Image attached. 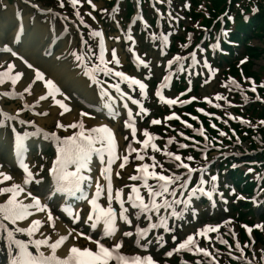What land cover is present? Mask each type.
Returning a JSON list of instances; mask_svg holds the SVG:
<instances>
[{"label":"rangeland","instance_id":"obj_1","mask_svg":"<svg viewBox=\"0 0 264 264\" xmlns=\"http://www.w3.org/2000/svg\"><path fill=\"white\" fill-rule=\"evenodd\" d=\"M34 1V3H38L40 1H42V3L45 2H54V5L52 4H48L46 3L48 6L46 7L47 9L52 10V12L46 10V12L44 13H39V15H42V18H48L51 20L50 25L52 27V30L54 33L60 32L61 28H56V27H62V31L65 32V36L61 35V41H66L67 40V33L71 32L72 33V37L68 36V44L69 41L71 42L73 39H75L76 41H78L79 46L77 47V45H73L74 49H75V53L76 55L79 56H83L84 61H85V65L87 66H92L93 64L91 63V60L96 62L98 65H101V60L99 59V54H98V49H97V45H95L94 43V35H91V33L95 32V30L99 29L100 27L102 28V26L104 27L106 36L108 37V41L111 44L114 45H118L120 44L121 41H124V44H122V48L126 49V61H124L125 63V67H127V65H131V64H135L134 62H132V60H130V54H129V49L132 47H135L136 45H138L137 49L139 54L141 55L142 61L144 62H148V66L147 68H144L143 73L146 75H149V73L152 71L151 68L155 67V64L160 63V61L157 59V55L154 54V47H153V40L155 39V36L152 35V33L148 30H150V26L148 25V21H150L151 16L153 15L155 17V15H157L155 18H157V27H158V31L160 28V31L162 32V34H169V33H175L178 34V30H176V26H171L170 22H173L175 24L178 23L180 21H184L183 23L186 24L187 26L190 24L189 20L187 19L188 13L191 11V3L188 2V0H145V2H147L148 4H151V2H164L165 4H167V2H169V5H171V8H168L165 6H162V8H160L161 6L159 5L157 7L158 12L162 13V14H156L155 12L153 13L152 11H147L145 13V21L144 22H140V23H136V25L134 26V29L130 30V32L132 34H134L135 36V43H130V40L127 39L126 33L123 37V39H119L117 36H115L117 33L115 32V28H118L120 26V24L128 21L127 17H126V12L127 9H131V7L128 5V3L124 4L122 2V4L120 5L119 8H116V12L114 14H112L114 12V7L115 6H111L107 0H92V2L96 5L95 8H93L92 6L90 7V15H91V19L94 22V29H92L91 26V22L85 21L82 17V14L80 13V7L82 6H78L76 4V6H78L77 8L79 9V14L78 15H73V11L76 7H74L75 5H72L70 0H63V6H61V0H31ZM113 2L115 0H112ZM137 0H126V2H136ZM0 2H9V4L11 5H7V6H13V3L15 2H26L25 0H0ZM81 2V0H80ZM187 3L188 7H184V4ZM222 5L221 2H212L208 5V12L205 14L204 18L206 19L207 22H209V24L207 25L208 28H210L211 30L208 32V38L206 40V45H205V49L206 50H213L217 47V45H222V41H217V37L219 34V30L217 26H213V23L215 22V20L217 19V17L220 15L219 13V7ZM134 9V7H132ZM100 9L103 10L102 12H100ZM169 9H172V11H169ZM1 11H4L3 8L0 9ZM96 11V16L95 14H93V12ZM183 14L185 17L181 16L180 14ZM112 14V15H111ZM85 18V16H84ZM183 18V19H182ZM186 18V19H185ZM204 18L198 19L195 22L194 28L192 29L190 35V39H192V36H195L196 34H198L202 28V24L204 23L202 20ZM9 19L11 20L12 18L9 15ZM83 21V22H81ZM160 21H162V25L160 24ZM133 22V21H132ZM12 24H14V22L11 21ZM102 25V26H101ZM9 26V24H8ZM13 27V25L10 27ZM33 26L29 25V24H25V34L31 30ZM84 27V32L83 35L85 36L86 40V45H85V51L83 52V48H82V40H81V33L82 30L81 28ZM124 29V28H123ZM9 30V32H10ZM127 30V28H125L124 32ZM129 30V29H128ZM8 32V31H7ZM9 32L7 34H9ZM129 32V31H128ZM45 40V37L43 38L42 41ZM264 36L262 38H253V40L251 41L252 44L256 45V46H260L261 48H264ZM46 43V41H44L43 45ZM72 43V42H71ZM74 43V42H73ZM72 43V44H73ZM61 44V42H58L59 45ZM93 44V47H92ZM22 45L23 43H20L17 47V49H19V51H22ZM125 45V46H124ZM42 46V43H39V51H40V47ZM110 50H112L110 48ZM210 50V54L212 55V51ZM261 53V51H259ZM73 52L68 53V59L67 60H56L54 62V64H58V65H63V62L67 61V64L72 62L71 57H75L72 55ZM43 60H48L50 62H53V56L52 54L47 56V57H43ZM52 57V58H51ZM109 58V57H108ZM209 60H211L210 56H209ZM142 65V64H140ZM139 65V66H140ZM264 65V53L263 55L260 56L259 59L255 60V64H253V69L257 70L259 68V66ZM144 67V66H143ZM99 72V74H98ZM95 73H97L102 79L105 78V75L103 73V71H99L97 70ZM195 76H197V72L196 70H193V72L190 75H187V80H191L194 79ZM262 76H264V72L262 73ZM217 77H215V79L213 81H206V79L203 76L202 71H200V77H198V87H199V91L198 94H200L201 96L205 97L207 96L208 98H212L215 101H217L221 107L224 109V112H226L225 114H227L229 117L234 116L233 115V108L234 106L237 104L238 100L240 99V97H236V98H228L227 96H223L221 93H224V89L223 86L221 85V83L217 84L216 81ZM128 80H126L127 82ZM129 84V81L127 82ZM216 83V84H215ZM226 85H228L229 87H231V83H225ZM222 86V87H221ZM136 88V96L138 98V103L134 104L133 106V112H138V116L134 115L135 117V121L136 124L138 126V131L136 134V139H131L132 135H130L129 133H127L123 128L119 127V132L121 133V135L123 136V145L122 146H118V148L116 149V153L118 157H122L124 155H128L129 156V161L127 164H125V167L123 170H119L120 174H121V178H116L113 181V196H115V190L116 189H120V195H121V199L124 200L125 204V208L128 210L127 211V215L130 217V219L132 220V224H127L124 221H121L118 219L119 217V208L120 205L118 203H116L115 199H113L112 201V207L113 210L115 211V213L117 214V236H116V241H120L122 244V247L120 249H118L119 253H122L124 255H150L153 257V259H155L156 261H158L159 263H164L165 261H167V264H172V262L170 260H167L166 258L168 256L164 255L165 252L171 251V249L175 246V243L179 242L178 240H180L181 238L184 237L185 233L183 232V234H181V229L184 226L183 222L182 224H180L179 226H177V224L174 222H172V224L170 225V228L172 230L171 233L169 232H165L164 229L162 227H158V228H148V223L150 222L146 216V213H141L139 211V209H133L131 203L128 202V193L130 191V187L133 184L139 185L141 184V192L140 194L145 198V200L147 201V192L146 190H144L142 188V181H133V180H129L128 177L132 176V175H140V173H137L136 168H135V164L138 162L135 157L137 155L136 152H129L128 151V147L129 145H131V147L133 149H137L139 150V154L143 155L145 157L144 161H142V163H147L149 165H151L153 163L152 161V157H155V160L157 162H162L164 164L165 168L169 169V172L166 174H171L172 171H176L177 169L175 168V162H170L168 161L166 163V159L168 157H166L164 154H162V148L163 147H167L169 145L168 141L165 139L166 136L171 138V130L168 129H164L162 130V133H164V138H163V142H164V146H162V141H160L159 139V135H158V130L155 128H149L148 124L151 121V118L153 115H155V111L156 109H153V105H154V101H152L150 96H155L154 95V88L152 84H149L150 90L148 91V89H144V95H140V88L139 86H135ZM219 89V90H217ZM149 92V93H148ZM217 94H219L220 97H222V99H218L217 98ZM20 96V95H19ZM14 96L12 94H9V92L7 91H2L0 90V101L2 99H5L7 101L6 107L11 108L10 110L13 111L15 109L16 112H18L19 115H21L23 118L22 120H31L32 123H40L43 122L44 126H48L49 128L52 129H47L46 130H59V137H63L64 135H71L73 134V131H79L78 128L73 130L71 128H56L55 127V122L57 121V119L63 123V124H69L67 122V120L62 121L61 118H59V115L57 116H52V115H47L42 116V115H38L36 116L34 111L31 110L30 108L27 107L26 105V101L30 102V101H35L34 97L32 95L28 96L26 99L22 98V96ZM83 96L80 93H77L76 95V99H78L79 101H83ZM80 107V106H79ZM143 107L145 109H147V115H145L144 113L140 112V108ZM0 111H4V109L0 108ZM230 114V115H229ZM155 117V116H153ZM2 119V118H0ZM46 119H48V121L46 122ZM10 121V120H9ZM10 124L8 125V130H4L2 127L0 128V130L2 132H0L1 134V138L2 140H5V138L11 137V132L13 134V126L14 124H19L23 126V129L20 131L21 134L23 135L25 132L29 131L27 130V128L31 127L30 125H25V124H21L19 122H9ZM30 124V123H28ZM165 123H163L162 125H164ZM32 125V124H31ZM122 129V130H121ZM151 129V131H150ZM147 131L152 137H154V139L151 141V143H155L157 146V149H159V151L153 150L151 148V143L149 144V146L147 148L143 147V145L141 144V141L145 139L143 133ZM224 132L225 134L227 133L225 130L221 131ZM177 134H179L177 132ZM180 143H184L185 142H180ZM173 144L176 143L173 142ZM172 144V147H173ZM28 148L30 150V152H28L29 154V160H30V167L34 170L35 175H36V180H34L32 182V187L35 189L36 193L38 194L39 190L36 187V181L40 180L42 178V182L43 185L48 186V180H49V175L47 174V168L50 166V161L52 159L55 158V152L54 153H50L47 149L49 148V145L46 143V141L44 139H35V137L30 136V140L28 142ZM200 149V152L195 156V161L196 162H200L201 160V156H202V148L198 147ZM167 151H173V150H167ZM119 152V155H118ZM184 149H180L179 151H175V154H180L182 156V158H186L187 156L184 155ZM4 154V152H0V161L1 159L3 160V157L1 156V154ZM5 155V154H4ZM169 160V158H168ZM184 162L187 163V160L184 159ZM40 165H43L44 167L41 168ZM115 166V165H114ZM113 166V167H114ZM263 170L261 172L255 171L254 169H251V171H249V169H245V171L249 172V176L251 178L254 179H259V177L263 174L264 172V167L262 168ZM151 170V169H150ZM155 170L160 171L159 168V163L157 164V167L155 168ZM216 169L214 168L213 171H215ZM223 171V170H220ZM181 173V172H180ZM179 173V174H180ZM18 179H21V172L18 174ZM149 183H154L152 181L151 178H149L148 180ZM242 183H239V187L236 188V186L234 185L233 188H227L225 189V186L222 185V189L224 192V204L228 205V210H232L233 212H242L244 208H241L242 206H240V204L243 203V201L245 200V197L243 196V194H239L238 190L240 189ZM7 186L6 182L0 181V187H4ZM211 188H212V184H211ZM180 189L177 190V194L179 192ZM264 192V186L262 189L259 190L258 193H263ZM237 193V194H234ZM253 193H255V186L253 189ZM246 197H248V195H245ZM46 202H48L49 197L46 196ZM166 199L168 198V196L165 197ZM184 198V196H183ZM182 198V200H183ZM253 198V197H252ZM101 199L103 200L104 205L106 206L108 201H107V193L104 192V194L101 196ZM159 197H157V201H159ZM260 198V202H261ZM0 202H2V200H0ZM217 202H219V198H217ZM220 204V202H219ZM51 205H53L54 208H57L58 210H53V214L56 217H59V219H61L62 221H64L65 223L68 224V226H70L71 228L69 229V232H71V230L75 229L76 231H82L84 232L87 236H91L92 239L94 240H99L100 242H102L104 245H106L107 247H111L113 242L111 243V240L108 237H101L100 233L98 231H94L92 234L91 232H89V228L88 226H85L82 224V221L76 222L75 224H73L71 222V220H67L64 219L63 217L60 216L59 214V207L57 204V201L52 199ZM50 205V206H51ZM185 207V206H183ZM84 208L87 210V207L84 206ZM171 208L174 209L175 212H179L181 216H183V212L184 209H182L181 206H179V204H173L171 206ZM254 208V206H253ZM165 207L161 206L159 208L158 211H151L152 213H154L153 215V219L154 222H159L160 217H164L168 223L169 221H172L174 219L175 216L172 215H168L167 212L164 211ZM188 209V207H187ZM186 209V210H187ZM261 210L259 209V207L255 210L256 215H252L253 218L250 219V223H248V226L245 225L244 223L242 224L243 228L246 230L248 236L251 238H247L245 236V234H241V232L239 233L238 236V231H237V227L236 225L233 226L232 229L228 230L226 228L225 225L220 224V228L215 232V233H209L210 237H216L218 235V233L220 231H223V229H225L229 235L223 234L222 232L219 234V236L215 239H211L210 240V251H211V255H213L214 257L208 256L206 257V259H203L204 261L209 262L210 264H240L241 259H244L246 261V264H264L263 262V258L260 257V255L262 254V252L264 251V223L260 222V227L256 228V230L254 229V224L259 223L257 218H260L261 220L264 219V216L261 215ZM173 211V212H174ZM226 209L225 206L223 204H220L219 208L216 211H212L211 208H206L204 210V214L202 216V219L204 220L203 222H195L193 223L192 219H193V215L192 213L188 211V213H184L185 216L187 215L188 218V233H194L197 229H201L202 226L204 224H208L211 225L212 223H216L219 222L221 219L219 218V215L222 213V217L226 216ZM82 216L84 215L83 210H82ZM140 214V215H139ZM179 215V217H180ZM260 215V217H259ZM217 217V218H216ZM221 217V218H222ZM228 217V216H227ZM181 218V217H180ZM186 218L183 219V221H185ZM213 220V222H211ZM253 220V222H252ZM264 221V220H263ZM203 223V224H202ZM242 223V222H240ZM155 224V223H154ZM136 227H140V228H144L147 229L149 235L147 237H137L136 233H135V228ZM50 231H48L50 233V235H55L56 231H54L52 228H49ZM125 231H132L133 235L132 236H124L123 232ZM224 232V231H223ZM244 232V231H243ZM187 233V234H188ZM245 233V232H244ZM172 234H176L177 235V240H172L171 239V235ZM186 234V235H187ZM185 235V236H186ZM157 236H161L162 242H156V237ZM231 237V239H230ZM149 243V247L147 249H144L140 246V240ZM198 238V237H196ZM239 238V242H240V246L239 248H237V239ZM169 240V241H168ZM202 242H207L208 240H205L203 237L200 239ZM69 241H72L73 243H75L77 246L80 247H89L90 249L93 248V245L91 242L87 241L83 236L78 237L75 241L69 239ZM177 241V242H176ZM221 241H226L227 243H221ZM234 241V242H233ZM7 245H9L7 243ZM6 245V242L1 241L0 242V247L7 250L9 249L8 246ZM206 246H209L208 244H206ZM189 252L188 250H185L184 252H175L178 257H176V254L173 253L172 259L174 261L177 262V264L180 263H186L188 264L189 261ZM250 256H252V259H250ZM177 258V259H176ZM193 259V260H192ZM190 264H192V262H194V264H196L197 259L195 258H190ZM113 260H110L108 262V264H112ZM0 264H3V260L0 259Z\"/></svg>","mask_w":264,"mask_h":264},{"label":"snow or ice","instance_id":"obj_2","mask_svg":"<svg viewBox=\"0 0 264 264\" xmlns=\"http://www.w3.org/2000/svg\"><path fill=\"white\" fill-rule=\"evenodd\" d=\"M70 2L72 5H76L80 2V0H70ZM88 3L93 8L96 7L92 0H88ZM61 6H63V0H61ZM184 7H188V4L185 3ZM229 19H231V17H229ZM91 35L101 37V44L103 43L102 34L99 31L93 32ZM5 50L11 51L10 49H7V47ZM11 54L12 56L17 55L14 51H12ZM72 55L75 56L80 65H85L83 56L76 55L75 52H73ZM21 59H23V57H21ZM99 59L101 60V65L95 66L91 72L88 70L87 66L84 67V75L88 76L89 79H93L97 70L103 71L105 76L113 74V70L108 67V62L104 61L103 56H100ZM173 59H179V57H173ZM110 62L114 64H119L121 62L118 59L116 49H112ZM168 63H172V61L169 60ZM24 64L27 66V69L30 70L27 74V79L30 82L23 88V91L28 93L33 89L35 84L43 82V89H47V91H44L43 95H39V100L44 101L46 97H50L52 102L59 105V108L62 110L60 113L61 116L67 113L69 111L68 106L63 101L56 99L55 94L59 93L60 89L56 86L53 80L47 78L42 71L38 68H34V66L27 60H24ZM205 67H207V63H205ZM14 68V64H7L6 70L4 72H0V84L4 83V79L6 78L11 79L12 84H16L17 80H20L21 77L25 75V73L21 70H17L13 74ZM114 75L128 80L129 86L133 84L138 85L141 90L140 95H144L146 85L140 80L130 76H125V73L122 71H115ZM165 79H168V77ZM93 82L98 83L95 79H93ZM112 87L117 88V91H119L118 85H112ZM252 91L255 92L256 88L253 87ZM156 95L161 101H165V97L161 95L159 88L156 89ZM217 98L222 99L219 94H217ZM129 99L132 98L129 97ZM191 99L194 100L195 97H192ZM204 99L207 100L208 97L205 96ZM165 102L169 105L177 103V101L172 99H168ZM132 103L137 104L138 101L133 100ZM219 106L220 105H217V107ZM125 107H127V105H125ZM200 111L203 110L200 109ZM140 112L147 115V109L143 107L140 108ZM41 114L46 115L47 113ZM82 115L87 116L88 113L85 112L82 113ZM128 115L129 119H131V111H129ZM0 118H2L0 119V124L13 119V117L3 111H0ZM170 118L179 119L175 113H172L171 117H166V119ZM193 119H195V117H193ZM18 122L23 124L25 121L19 120ZM27 122L32 123L31 120H28ZM150 122L152 124H159L160 120L153 119ZM183 123L187 124L186 121H183ZM260 123L264 124V120H261ZM55 127L71 128L73 130L78 128L80 131H73V134H66L62 138L59 137L55 131L47 133V135L51 136L56 142L55 158L50 161V166L46 170L47 174L51 177V183L54 187L49 188L43 185L41 178L36 181V187L39 190L38 194H34L31 190H26L23 185H28L29 182L33 180V173L30 171L29 165L24 163L23 159H21L19 164V168L23 170V179L21 183L12 182L13 177L10 174L0 171V181L6 182L7 185L0 187V200H2V202H0V219L8 221L11 224H16L18 221H24L25 224V226L9 230L6 224L0 223V228H3L6 232L5 238L16 246L15 255L11 257L10 264H108L110 260H115L116 264H157V261L150 255L126 256L122 253H117L116 250L122 247L120 241H114L111 247H106L99 240H94L91 236H87L84 232L76 231L75 229L71 232H67L66 234H60L57 232L55 239L39 232L42 224H47L49 228H52L55 231L54 221L59 219V217L53 216L50 207L52 199L54 198L51 196L52 192H63L66 190L71 191L73 188H78L80 186V182L85 179H87L90 183L93 182L91 177H85L81 174L80 169L86 167V164L81 161L87 159L88 153L93 150L97 140H99L102 145L106 140L108 144V159L100 169V176L103 177V182L100 179L95 180V190L90 193L91 198L86 200V205L90 207L87 208L83 216L81 215V210L77 209L73 211L65 205H61V211L62 213H66L68 217H71V222L73 224L77 221H82L83 225L93 229L97 228L98 222L102 221L104 224L103 235L106 237L112 236L116 231L115 222L117 220V214L114 212L112 207V201L115 199L116 203L120 205L118 219L127 224H132V220L129 219L127 215L128 210L124 206L125 202L121 199L120 189H116L115 196H113V177L121 178V174L118 171L113 173L112 167L114 163H118L119 168L123 169L125 164L129 161V156L124 155L122 157H115L114 159L116 142L112 130L103 124L98 127L85 128L83 122L81 121L63 124L57 120L55 122ZM125 127L131 128V139H136L137 128L127 122L125 123ZM187 127H191V125L187 124ZM211 127L216 128V125L213 124ZM197 131L200 132L201 136H204L203 131L199 129H197ZM13 132H15V129H13ZM218 134L220 136L225 135L224 132H219ZM143 135L145 139L141 141V144L143 147L147 148L154 137H152L147 131H145ZM181 135H183V133H181ZM21 140L22 138L17 136L16 141L18 145H20ZM178 147L184 149L188 147V145L180 143ZM193 147H195V145H193ZM151 148L159 151L155 143H151ZM128 151L137 153L135 159L138 162L135 164V168L137 173H140V175L129 176L128 179L133 181H142V188L147 192V201H145V198L140 194L141 187L136 184L131 185L128 193V202L131 203L133 209H139L140 212L146 213L150 211H158L161 206L170 207L171 203L183 204L185 208H187L190 201L187 198L183 200L180 199L177 196V190L188 188L189 191L187 193L181 192V195H185V197L194 196L196 194V191L188 184V179L184 178H190L192 173L197 171V169L191 168L188 163L184 162V159L191 161L193 159L192 156L182 158L180 154L165 151V156L169 158V161L175 162L176 169L183 168L185 170V172H181L180 174H177L175 171L171 172V174H166L169 172V169L165 168L162 162H157L155 157H152L153 163L149 165L147 163H142L145 157L139 154V150L133 149L131 145H129ZM158 163L160 171L155 170ZM70 165L74 166L71 170H69ZM40 167L43 168L44 166L40 165ZM205 169H207L206 162L200 170L203 171ZM249 171H251V169H249ZM149 178H151L154 183H149ZM210 180L215 181L216 176H211ZM197 183L200 186L198 190L200 192H205L204 184L206 181L201 178ZM105 188L108 203L105 207H101L100 203H98V199L104 194ZM24 193H26L30 200L21 199V195ZM45 196L49 197L48 202H44ZM166 196L173 197L174 199L170 202L165 198ZM157 197L160 198L159 201H157ZM34 213L44 214L46 215V219L34 218ZM170 215L179 216L180 213L174 211L170 213ZM146 219L150 221L151 217H147ZM158 227H162L165 232H172L168 221L164 217H160L158 223H148V228ZM255 227L259 228L260 225L257 224ZM219 228V223L215 226L204 224L201 229H197L194 233L187 234L181 238L175 247H173L171 251L165 252L164 255L171 256L173 252L180 249H187L188 251L194 250L196 253H200L203 256L208 257L211 253L208 251L207 247H202L196 243V237H203L205 240H208L211 238L209 233H215ZM134 230L137 237H147L149 235L147 229L136 227ZM14 232H24L28 235L29 239L26 241L16 239L14 237ZM123 235L130 237L133 235V232L125 231L123 232ZM81 236L95 245V251L89 247H80L73 243L66 248V255L63 257L56 254V250L62 244H65L69 239L75 241ZM162 239L163 238L161 236H157L156 242H162ZM171 239L177 240V235L172 234ZM221 243L227 242L221 241ZM29 244L33 245L35 253L29 251ZM41 246H45L49 249L47 255L44 251H41ZM140 246L147 249L149 247V243L140 240ZM237 248H239V245H237ZM196 264H201V261H197Z\"/></svg>","mask_w":264,"mask_h":264},{"label":"bare ground","instance_id":"obj_3","mask_svg":"<svg viewBox=\"0 0 264 264\" xmlns=\"http://www.w3.org/2000/svg\"><path fill=\"white\" fill-rule=\"evenodd\" d=\"M28 6V10L30 11H37L38 8L32 6V2H25ZM9 7H12L9 9ZM3 8L4 11L0 10V72H4L7 68L8 63H12L15 65V68L13 69V74L17 70H21L22 72L25 73L21 77L20 80H17L16 84L11 83V79H4V83L0 84V90L2 91H7L15 95H20L22 98H27L28 96L32 95L35 99V101H26V105L35 111V113L42 115L41 113H47L46 115H52V116H57L59 115V118L62 119V121L67 120L68 123H74L76 121H81L83 122L85 128H93V127H98L99 125L103 124L106 125L108 128L111 129L110 125L105 121L103 113L102 117L98 118L96 115H91L88 113L87 116L82 115V113H85L86 111H81L80 108L78 107L77 102H74V99L72 98L73 94L75 92L80 93L83 95L86 101L85 106H101L103 107L102 109H107L110 110L113 115H116L119 113V109L116 105V101L113 100L112 98L108 97L107 94L99 88L98 83H94L93 79L96 80L95 76L93 79H89L88 76L84 75V68L83 65H80L78 67L77 61H75L74 64L69 63L67 64V61L63 62V65H58L54 64L56 60H64L67 58V49L65 45H60V48H56V51H54L53 55V62H50L48 60H43L40 58L41 51H39V43L45 39L49 40L48 44L51 42L53 36H52V29L49 27V22L43 20L40 17H34L30 18L29 15H32L31 12H28L29 15L21 16L17 14L16 12L13 11L14 6H7V2L0 3V9ZM10 13L12 16L18 15V20L15 21V26L11 30L9 34H7L10 30L11 27V20L9 19ZM31 19V23L33 24V27L31 30H29L24 37V40L21 41L23 43L22 45V51L20 52L19 49H16L14 45L12 46V43L10 42L11 38H14V35L16 31L20 30L26 22H29ZM14 21V18H13ZM9 24V26H8ZM31 24V25H32ZM8 31V32H7ZM102 34V33H101ZM10 37V39H9ZM105 35L102 34V40L103 43L101 44V37H97L96 40L101 44L103 47H107V44L105 42ZM47 44V45H48ZM45 45V47L47 46ZM10 49L11 51H6L5 48ZM14 47V48H13ZM47 50H50L47 48ZM14 51L17 53L16 56H12L11 52ZM118 57H120V50L118 49ZM23 57V59H21ZM121 59V58H120ZM24 60H27L29 63H31L34 68H38L40 71H42L45 76L56 84V86L60 89L59 93H56V99L63 101L67 106L69 111L65 113L63 116H61V109L59 108V105L54 104L51 100L50 97H46L44 101L39 100V95H43L44 91H47V89H43V82H38L37 84L34 85L33 89L30 90V92L25 93L23 91V88L27 86V84L30 82L27 79V74L29 73L30 70L27 69V66L24 64ZM91 72V70H89ZM34 74V73H33ZM62 93V95H61ZM125 105L127 107L130 105L131 100L129 99H124L123 100ZM6 103V100L1 101L2 107H5V111L7 109L8 115L9 116H16L15 109L11 111V108H7L6 106H3ZM4 111V112H5ZM87 113V112H86ZM17 118V117H16ZM58 120V119H57ZM8 121V120H7ZM7 121H5L3 124L0 126H3L5 129H7ZM48 119H46V122ZM119 122V119H117ZM127 123H131L133 126H136L135 121L132 119H129L126 121ZM43 123V122H41ZM9 124V123H8ZM112 130V129H111ZM130 132L131 128H129ZM93 135H102V134H93ZM22 138L20 145L17 144L16 137H14L11 141L7 137L5 140H2L1 134H0V152L2 153L1 156L3 157V160L1 159L0 161V171H3L7 174H10L13 177V181L15 183H21L23 179V175L21 176V179H18V174L19 171L22 170L19 168V164L15 160V152L20 149H24V137L21 135L19 136ZM115 147L117 141L115 140ZM119 142H122L121 138H119ZM13 156V160H11ZM100 158V160H97ZM108 159V144L107 141L105 140L104 144L102 145L99 140L95 143L93 150L90 151L87 155L86 160H82V163L86 164V167L80 169V173L83 174L85 177H91L92 178V183H87V179L84 181L80 182V188L83 190V192L86 193L87 199H90V193L95 190V180L96 176L92 175L91 172L94 170H97V174L99 177L102 179L103 182V177L100 176V169L103 166L104 163H106ZM115 159V155H114ZM9 160L11 162H9ZM24 161V160H23ZM25 163V162H24ZM115 167H112L113 173L119 172L120 169L118 164H115ZM113 165V166H114ZM74 166L70 165L69 170H71ZM113 180H115V177H113ZM50 185L48 187L52 188L54 185L51 183V178L49 180ZM26 190L30 188V183L28 185H23ZM106 192V188L104 190ZM22 200H30L29 197H27L26 193L21 195ZM98 203H100L101 207H105L104 204L101 203L100 197L98 199ZM65 205L68 208H71L73 211L77 210L76 208H73L70 206V202L66 200V198H63V200H60V206ZM90 207V206H89ZM63 216H67L66 213H62ZM34 218L38 219H46V215L44 214H38L34 213L33 214ZM54 216V215H53ZM55 217V216H54ZM0 223L6 224L8 226L9 230H14L16 227H21L25 226L24 221H18L16 224H11L8 221H3L0 219ZM55 224V231L56 233L59 232L60 234H66L69 232L70 227L67 226L64 222L61 220H56L54 221ZM92 230H98L102 233L104 231V224L103 222H98L97 228ZM188 225L187 221H185L184 226L182 228V231L185 233L187 232ZM49 227L47 224H42L39 232H42L44 235L50 236L52 239L56 238L55 235H50L48 232ZM72 231V230H71ZM1 233H5L3 228H0ZM115 232L113 233L112 236H114ZM14 236L16 239H24L28 237V235L24 232H14ZM111 237V236H110ZM29 238V237H28ZM72 242L69 240L65 243L62 244L57 250L56 254L63 257L66 255V248L71 245ZM45 246H41V251H44L45 254L47 255L49 249H47ZM31 250L33 253H35V248L31 247ZM16 248H11L10 252H8L4 256V262L10 264V259L12 256L15 255ZM3 252V251H2ZM1 252V253H2Z\"/></svg>","mask_w":264,"mask_h":264},{"label":"trees","instance_id":"obj_4","mask_svg":"<svg viewBox=\"0 0 264 264\" xmlns=\"http://www.w3.org/2000/svg\"><path fill=\"white\" fill-rule=\"evenodd\" d=\"M210 2H221L222 5L219 7V11H221L224 8L225 4H226L225 0H210ZM247 2L248 3L246 4V7H248V8H247L246 13H256L254 17L259 19V20H256V22H255V27L253 29V32L256 33L255 36L257 38H262L264 36V0H247ZM208 8H210V7H208ZM244 9H245V7H244ZM253 10H255V11H253ZM239 19H240V15H238L236 17V22H238ZM203 22L205 24H207V25L209 24V22H207L205 18L203 19ZM256 23L257 24L259 23V24L256 26ZM259 51L262 52V51H264V49H261L259 47L254 48V47H251V46H247L245 53L249 57H255L256 58L260 54ZM234 71H236V68L233 66V72ZM259 116L264 117V114L263 113H259ZM251 148L254 149V150L261 149V151L257 153V156H259V157L264 159V149H262V148H264V138H262V143H255V142L252 141L251 142ZM247 160H251V159H247ZM263 167H264V165H262V167L255 166L254 170L258 171V172H261L263 170L262 169ZM235 175H237V176L241 175L242 176V173L238 170V172H236Z\"/></svg>","mask_w":264,"mask_h":264}]
</instances>
